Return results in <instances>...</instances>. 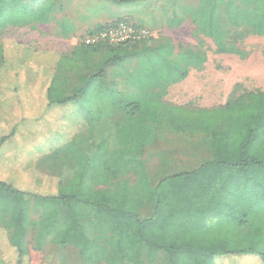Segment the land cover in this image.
<instances>
[{
    "label": "trees",
    "instance_id": "trees-1",
    "mask_svg": "<svg viewBox=\"0 0 264 264\" xmlns=\"http://www.w3.org/2000/svg\"><path fill=\"white\" fill-rule=\"evenodd\" d=\"M53 9L52 0H0V37L10 28L47 22ZM193 19L219 53H242L229 47V30L245 27L264 36V0H200ZM101 52L107 55L95 61L93 56ZM176 54L172 43L157 45L152 38L117 46L83 44L77 54L83 56V77L78 72L73 76L83 80L79 86L55 75L47 90L48 103L83 105V146H73L80 139L75 138L78 132L44 156L63 162L78 150L75 155H83V161H67L72 178L55 192L34 190L31 184L25 189L17 171L0 180V226L8 233L7 255L13 264H27L24 237L31 228L39 231V246L51 237L53 244L77 248L85 264H133L143 253L149 264H155L160 253L167 255L169 264H231L228 256H241L242 264H264V94L252 93L228 104L230 118L212 136L214 159L199 168L153 187L141 160L144 148L156 141L168 87L186 79L190 67L201 69L207 62L202 53ZM132 60L136 67L130 66ZM6 61L0 44V90L15 92L16 106L27 107L28 88L19 83L24 67ZM125 63L129 67L122 69ZM96 102L97 109L125 114V122L114 121L119 141L114 135L105 142L88 135L95 130ZM24 123L0 137V147L22 133L28 138L13 147L28 161L36 145H31L29 135L48 137L46 130H27ZM132 171L139 174L141 197L153 203L149 218L141 217V197L133 195L127 181L113 190L90 187L100 173L122 177ZM75 205L89 209V222L83 226L76 211L63 216L64 206ZM38 210L39 221L34 222L31 214ZM207 216L211 224L202 222ZM94 227L96 235L89 238Z\"/></svg>",
    "mask_w": 264,
    "mask_h": 264
},
{
    "label": "crops",
    "instance_id": "crops-1",
    "mask_svg": "<svg viewBox=\"0 0 264 264\" xmlns=\"http://www.w3.org/2000/svg\"><path fill=\"white\" fill-rule=\"evenodd\" d=\"M52 1L54 9L47 22L33 23L19 29L37 33L39 38L43 31H47L60 42L63 41V44L75 47L73 56L61 53L57 47H41L40 42L27 44L17 42L10 49H7L9 45L4 44L5 52L14 50L13 54L7 56L6 62L24 67L19 83L26 84L28 91L25 93L27 107L18 108L13 99L17 94L11 90H0V137L10 135L15 125L22 120H25L23 125H26L27 130L30 128L36 132L46 130L48 138L51 137L50 134L53 136L61 129L62 133L64 132L65 122L69 120L71 113L68 108L70 105L50 106L47 90L58 73L76 86L83 81L77 78L79 75L73 77L76 72L83 77V65H80L83 63V56L77 55L83 46V43L78 41L80 35L84 36L119 20H127L154 33L162 31L161 36L167 39L171 37L170 32L173 28L193 25L191 17L187 15L190 19L188 20L184 16L187 2L174 4L166 0ZM179 3L184 5L178 9ZM156 37L160 38L159 33ZM219 54L221 58L215 60L208 55L207 62L203 66L205 70L192 69L189 77L183 82L172 85L163 98L161 124L157 125V142L146 147L141 157L149 178L154 183L153 187L165 178L193 171L208 162L207 159H200L202 162L198 167L188 169L191 163L198 161L200 153L208 154L209 159L212 158L211 137L214 132L226 125L229 118L228 104L242 97L249 87L252 91L253 86L263 83V57L249 51L245 57L238 59L228 58L232 54ZM210 67H223V73L215 69L217 75L210 76L206 71V68ZM205 90L207 96L203 95ZM41 116H44V120H41ZM77 133L76 130L70 138H62V143L58 146L65 144ZM25 137L22 133H17L8 144L0 147V180L7 179L9 172L17 171L21 173L22 178L25 176L24 171L17 166L24 157L21 155V150L13 147L15 144L21 145L28 138ZM29 137L31 145H35L42 136L32 133ZM36 158L33 157L27 162L30 163ZM27 176L29 177L28 174ZM47 241L49 242L43 243L42 249L38 252L40 255L34 257L32 253L30 254L29 264H85L77 248L61 247L51 243L49 239ZM8 243V233L0 226V264L13 263L7 255ZM65 250L72 251V257L61 255ZM54 254H60V259L56 258L53 261Z\"/></svg>",
    "mask_w": 264,
    "mask_h": 264
},
{
    "label": "rangeland",
    "instance_id": "rangeland-1",
    "mask_svg": "<svg viewBox=\"0 0 264 264\" xmlns=\"http://www.w3.org/2000/svg\"><path fill=\"white\" fill-rule=\"evenodd\" d=\"M166 1L170 2V3H174V4L177 2H180V3L181 2H187V3H185L186 6H185L184 12L186 13V15H184V16H186V19L190 20L189 17L187 16V15H189L191 17V21H192L193 25L184 26L181 28L179 27V28H175V29L173 28L172 32H170L171 37H168L171 40L168 38L167 39L163 38L161 36V35H163L162 31H158V32L154 33L151 30L150 31L153 32L154 36L147 38V39H144V40H148V39L152 38V39H154L155 44H157V45L165 44L168 42L172 43L174 45V47L176 48V53H177L176 56H178V54L182 55L183 53L188 51V52L205 54L207 56V58L209 55V57L211 59H214V60L220 59L221 56H220L219 51L217 50L216 45L213 42V40L208 38V37L203 36L202 34H200L199 30H198V26L194 22L193 16H194L196 10L199 8L200 0L198 2H195V0H192V1H189V0H166ZM180 3L178 5V9L184 5V3L183 4H180ZM133 18L136 19V17H133ZM182 24H184V23H182ZM157 33H159L160 38L156 37ZM82 37H83V34L80 35V38H78V41L81 43H82ZM17 42H23L26 44L27 43H33V42L34 43L40 42L42 44V45H40L41 47H46V48H48L49 46L57 47L61 53H63V54L65 53V54H68L70 56H73V51L75 49V47H72L69 44L68 45L63 44L62 43L63 41L60 42V40H57L56 38H54L53 35H49L47 33V31H43L41 33V37L39 38L38 34L33 33L32 31H29V30L25 31L24 29H19V28H10L0 37V44L9 45V47L7 49H10L13 46H15V43H17ZM74 42H77V41H74ZM227 42L230 44L229 47L233 46L232 48L242 51V53L239 51L241 54L239 52L231 53L232 56H228V58L238 59V57H245L249 51V52L254 53V54L256 53V56L263 57V59H264V36L253 35L245 27H239L237 29L229 30V37H228ZM13 53H14V50H12V49L9 51H6L5 52L6 59H7V56H9ZM101 53H102V55L99 53L97 55H95L94 60L101 59V56H102V59H104L105 56L107 55V52H105V53L101 52ZM243 54H245V56ZM177 60L183 65L182 61L179 58H177ZM136 65H137L136 60H132L130 62V66L136 67ZM127 67H129V63H125L124 65H122L121 68L126 69ZM192 69H198V68H195V67L191 68L190 67L187 78L189 77L190 71ZM215 69H218L221 71V73H223V67H210V68H206V71H208V75H210V76L217 75V73L215 72ZM201 70H205V69L202 67ZM186 79H184L183 81H185ZM183 81H181V82H183ZM176 84H178V83H176ZM172 85H175V84H172ZM171 86H169L168 89ZM250 86H251V84H250ZM263 89H264V80H263L262 84H260L258 86H253L252 91H251V87H249V89H247V91H245L243 96L248 97V95H250L252 93L258 94V95L264 94ZM127 92L132 93V92H130V90L129 91L127 90ZM167 93H168V90H167ZM203 95L207 96L206 90L204 91ZM250 96L252 97L253 95H250ZM236 100H238V99H236ZM99 102L102 105H104V101H99ZM97 107H98V102H96L95 105L93 106V108H94L93 111H95L93 115H95V118L93 120L92 125H94L95 130H94V133L93 132L89 133V131H87L88 135H93V139H96L98 141L101 139L104 142L108 140L106 138H111L113 135L118 138V136H117L118 130H116L114 121H118L121 123L125 122L126 121L125 114L119 113L117 115H114L112 112L109 111V109H105L103 107H99L97 109ZM68 108L71 111V113L69 115L70 116L69 120L65 122L66 126L63 128L64 132L62 133V129H61V131H59L58 133H54L53 136H52V134H50L51 135L50 138H47V139L45 138V139L39 140V143H36V145L34 146V149H33V156L37 157L36 160H34L30 163H28L26 160H23L20 162V164L18 163L17 166H19L25 173V176L22 178L23 179V185H24L23 187L25 189H27L28 184H31L33 186L34 190L37 188V189L47 190L49 192H55L56 189H58L59 185L63 184L64 182H67L68 180H70L72 178V171L67 166L68 165L67 161L73 162L72 159H74L73 163H75V164L80 162V161H83V155H80V156L75 155V153H77L78 150H76L74 153H72V157L70 154L66 155L63 162L62 161L56 162L55 159L50 158V157L46 158V156H44L45 154L55 150L54 148H56V146L58 144L62 143V138H65V137L70 138L72 133L76 130H77V132H79L80 130H82V131H80L77 135H75L76 136L75 138H80V139L78 141H76L73 144V146H76V147L78 145L83 146V121L85 120V116L83 114L85 113V115H86V111L83 110V105L75 104V103L70 104V107H68ZM204 116H206L205 113H204ZM221 116H223V115H221ZM160 117H161V115H160ZM228 117L230 118V115ZM229 118H228V120H229ZM156 124H158V125L161 124L160 118ZM157 130H156V137L158 136ZM219 131H217V132H219ZM214 133H216V132H214ZM80 134H81V136H79ZM120 138L121 137L118 138V141ZM68 141L69 140H67V142ZM156 142H157V138H156L155 143ZM61 145L63 146V144H61ZM115 146L116 145L113 144L110 146V148H114ZM145 149H146V147L144 148V150ZM144 150H143V152H144ZM202 153H205V152H202ZM211 153L213 155H212V158H210V159H209L208 154H201L200 153L199 158H197L198 161L196 160L197 162L191 163L192 165L188 169L198 167L202 162V160H200V159H204V160L207 159L208 162H210L214 159V153L212 150V139H211ZM73 155H75V156L73 157ZM201 155H208V156H204L202 158ZM27 174L29 175V177L27 176ZM161 175H164V173H161ZM112 176H110L108 174L100 173L94 180H92V182L90 183V187L92 189L113 190V189L117 188L125 180L129 183V185L132 189V193L135 197L138 198L139 196L140 197L142 196L141 191H140V184H139L140 181H139L138 172L132 171V172H129V173H127V175H124L122 177H115V176L112 177ZM138 201H139V205L141 206V209H140L141 217L142 218H149L153 212V203L149 202L147 199L142 198V197H141V200H138ZM70 210L76 211V213L79 216V219H80L82 226H83V223L85 224V223H87V221L89 222V219H90L89 218V209L83 208V205H75L72 208L64 206L63 216L67 215L70 212ZM31 216H32V220L34 222H38L39 216H40V211L39 210L33 211ZM211 221H212V217L207 216V218L204 219L202 222L203 223L207 222V223L211 224ZM96 232H97V228L94 227L93 229H90L88 232V237L89 238L95 237ZM38 233H39V231L36 228H31L30 231H28L24 237V246H25V249L28 251V257H26V263L27 264H29L31 262V260H30L31 255L30 254L32 253L34 255V257H37L38 255H40V253L38 254V252L42 249L43 243L47 244L49 242L47 240L48 239L51 240V237H49V238L45 237V239L42 241L41 245L39 246L37 244V240H36ZM244 235H246V234H243V236ZM247 235H249V234H247ZM257 248H259V246H257ZM62 254H63V256L72 257V251L67 252L65 250L63 253H61V255ZM160 254H159L158 259L155 262V264H169V260H168L167 255L165 253H160ZM59 255L60 254H54L52 260L54 261L56 258H59ZM241 258H242L241 256H235L234 259H231V257L228 256L227 259H228V261L231 262V264H242ZM221 259L226 260L223 257H221ZM108 262L109 261H107L103 264H108ZM8 264H13V263L8 262ZM133 264H149L147 261V258H146V254L143 253L142 255H140L136 260L133 261Z\"/></svg>",
    "mask_w": 264,
    "mask_h": 264
},
{
    "label": "built area",
    "instance_id": "built-area-1",
    "mask_svg": "<svg viewBox=\"0 0 264 264\" xmlns=\"http://www.w3.org/2000/svg\"><path fill=\"white\" fill-rule=\"evenodd\" d=\"M150 30L140 27L127 20H119L87 33L82 37L86 45H126L135 44L144 39L153 37Z\"/></svg>",
    "mask_w": 264,
    "mask_h": 264
}]
</instances>
